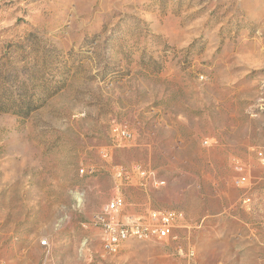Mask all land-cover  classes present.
Returning a JSON list of instances; mask_svg holds the SVG:
<instances>
[{"label": "rangeland", "instance_id": "rangeland-1", "mask_svg": "<svg viewBox=\"0 0 264 264\" xmlns=\"http://www.w3.org/2000/svg\"><path fill=\"white\" fill-rule=\"evenodd\" d=\"M262 157L264 0H0V264H264ZM116 190L175 238L106 253Z\"/></svg>", "mask_w": 264, "mask_h": 264}, {"label": "built area", "instance_id": "built-area-1", "mask_svg": "<svg viewBox=\"0 0 264 264\" xmlns=\"http://www.w3.org/2000/svg\"><path fill=\"white\" fill-rule=\"evenodd\" d=\"M111 133L112 140L115 143H120L131 137V132L125 125H113ZM102 155L105 157L107 155L106 151ZM261 160L264 161V158L262 157ZM82 170L80 169V171ZM112 175L117 185L129 182L132 175L140 177L143 186L148 183L154 185L162 183V180L153 171L144 169L140 165H134L130 169L115 166ZM244 180L243 177L239 178L236 180V184H240ZM124 203L121 192L116 190L94 216V223L100 229V240L106 241V253L116 254V248H119V239L123 236H134L140 240L175 238L173 228L180 213L173 210L124 213L122 211ZM45 243V240H41V244Z\"/></svg>", "mask_w": 264, "mask_h": 264}, {"label": "bare ground", "instance_id": "bare-ground-1", "mask_svg": "<svg viewBox=\"0 0 264 264\" xmlns=\"http://www.w3.org/2000/svg\"><path fill=\"white\" fill-rule=\"evenodd\" d=\"M127 239H138V237H134V236H123V237H121L119 239V248H120L121 244ZM104 244H105V247H106V241H104ZM119 248H116V252L118 251Z\"/></svg>", "mask_w": 264, "mask_h": 264}]
</instances>
